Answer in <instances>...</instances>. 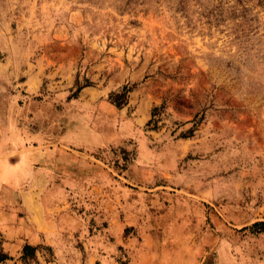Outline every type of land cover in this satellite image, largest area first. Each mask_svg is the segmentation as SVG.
Here are the masks:
<instances>
[{
  "label": "rangeland",
  "instance_id": "obj_1",
  "mask_svg": "<svg viewBox=\"0 0 264 264\" xmlns=\"http://www.w3.org/2000/svg\"><path fill=\"white\" fill-rule=\"evenodd\" d=\"M256 221L264 0H0V264H264Z\"/></svg>",
  "mask_w": 264,
  "mask_h": 264
},
{
  "label": "crops",
  "instance_id": "obj_2",
  "mask_svg": "<svg viewBox=\"0 0 264 264\" xmlns=\"http://www.w3.org/2000/svg\"><path fill=\"white\" fill-rule=\"evenodd\" d=\"M75 143L73 145H75L78 148H84V149H89V150H99L100 148H103L104 146H106V141L104 139H98L96 137H94L93 135L91 137H87L85 139H75L73 140ZM60 149V148H58ZM56 149L57 153L60 154V150ZM53 154V153H52ZM49 155L50 157L52 156ZM46 153L39 155L37 159H44L45 158ZM109 155L107 153H103V158L104 159H109L108 158ZM52 161L55 162L56 166L61 165V164H68L66 159H59V157H55L52 159ZM73 165L77 164V162H72ZM80 163V162H79ZM82 166V164H81ZM47 191V193H46ZM49 188H47L44 192L43 198H41V202H38L37 205H34V210L33 212L28 213L27 218L29 219V225L30 228L32 229V232H30L29 234H48V232L44 231L45 228H47V223L50 220L49 218H51L53 216V214H51L49 212V210L51 208L54 207L53 204H51L52 202L57 200V191L56 188H50V192L48 193ZM24 208H28V204H25V206H23ZM55 216V215H54ZM57 224H64L66 223V217L65 214H60L57 215L55 217ZM37 227H39L40 230H37Z\"/></svg>",
  "mask_w": 264,
  "mask_h": 264
},
{
  "label": "trees",
  "instance_id": "obj_3",
  "mask_svg": "<svg viewBox=\"0 0 264 264\" xmlns=\"http://www.w3.org/2000/svg\"><path fill=\"white\" fill-rule=\"evenodd\" d=\"M130 91V88L126 85H124L121 89V91L118 92H111L109 94V101L112 102L117 107H122L126 103L127 94ZM153 120L150 119L147 124H150ZM252 227L256 228L257 231H264V221H256L252 224ZM36 247L25 243L22 247V259L24 260L26 257L33 255V252L35 251ZM10 257L7 256V254H0V262L6 259H9Z\"/></svg>",
  "mask_w": 264,
  "mask_h": 264
}]
</instances>
